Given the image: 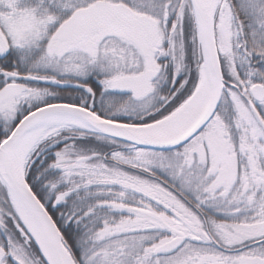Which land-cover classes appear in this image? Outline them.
Instances as JSON below:
<instances>
[{"label": "snow or ice", "instance_id": "obj_1", "mask_svg": "<svg viewBox=\"0 0 264 264\" xmlns=\"http://www.w3.org/2000/svg\"><path fill=\"white\" fill-rule=\"evenodd\" d=\"M0 264H264V0H0Z\"/></svg>", "mask_w": 264, "mask_h": 264}]
</instances>
